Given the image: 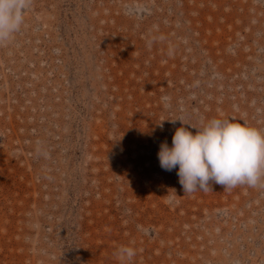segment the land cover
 Returning <instances> with one entry per match:
<instances>
[{"label":"rangeland","instance_id":"1","mask_svg":"<svg viewBox=\"0 0 264 264\" xmlns=\"http://www.w3.org/2000/svg\"><path fill=\"white\" fill-rule=\"evenodd\" d=\"M177 118L264 132V0H32L0 45V264H264V180L184 193Z\"/></svg>","mask_w":264,"mask_h":264},{"label":"clouds","instance_id":"2","mask_svg":"<svg viewBox=\"0 0 264 264\" xmlns=\"http://www.w3.org/2000/svg\"><path fill=\"white\" fill-rule=\"evenodd\" d=\"M32 0H0V45H5L25 23ZM181 122L172 135L171 145L162 141L157 153L160 167L177 170L184 193L207 191L210 182L224 189L246 184L261 185L264 180V132L231 119L212 118L200 127ZM162 127V124H161ZM194 130V131H193ZM134 248L121 246L117 256L131 261Z\"/></svg>","mask_w":264,"mask_h":264}]
</instances>
